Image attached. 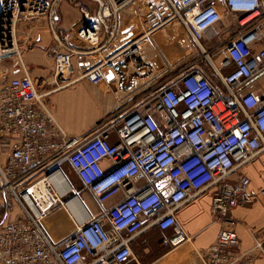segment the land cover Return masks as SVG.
<instances>
[{
	"label": "built area",
	"instance_id": "obj_1",
	"mask_svg": "<svg viewBox=\"0 0 264 264\" xmlns=\"http://www.w3.org/2000/svg\"><path fill=\"white\" fill-rule=\"evenodd\" d=\"M62 1L0 0V63L17 58L24 67L15 29L45 17L56 88L82 81L106 87L118 107L72 137L45 103L50 92L29 71L10 79L0 72L1 193L9 216L13 207L19 210L0 223V264H139L130 239L153 225L174 231L164 245L190 240L176 212L192 190L211 186L213 213L230 222V210L251 203L252 195L248 177L227 180L264 150V99L241 93L264 74V48L253 51L264 38L262 25L254 24L264 17V0H68L83 16L78 45L59 27ZM221 5L240 29L220 51L218 65L204 40L222 20ZM175 26L222 88L199 60L180 69L157 65L154 58L165 57L156 35ZM81 190L93 195L99 214L83 204ZM119 193L123 199L106 208ZM260 195L264 199V187ZM57 207L69 211L76 227L58 242L41 226ZM239 243L226 227L215 249ZM256 248L264 255V240Z\"/></svg>",
	"mask_w": 264,
	"mask_h": 264
},
{
	"label": "crops",
	"instance_id": "obj_2",
	"mask_svg": "<svg viewBox=\"0 0 264 264\" xmlns=\"http://www.w3.org/2000/svg\"><path fill=\"white\" fill-rule=\"evenodd\" d=\"M220 8L222 20L206 33L204 40L206 49L210 51L213 59L216 60L215 63L218 65L224 58L223 54L219 55L220 51L240 29L237 20L228 15L222 5ZM254 24L262 25L264 32V17L254 21ZM171 29H174V27H171ZM76 30L74 31V38H76ZM179 30L180 28L178 27ZM15 34L21 50L24 67L17 58L4 60L0 63L2 75L10 79L11 77L22 75L26 69L31 73L42 91L50 92L48 96L56 91H61L63 88L57 89L55 84L54 61L50 54L52 35L47 19L42 17L33 21L19 22L15 29ZM165 36V33L156 35V45L159 49H163L162 43H164L163 39ZM263 48L264 38L253 45V51L255 52ZM196 65L204 71L199 61ZM210 72L213 71L211 70ZM210 75H212L213 83L218 88H222L215 74L212 73ZM78 84L92 94L93 90L88 85L82 82H78ZM247 92H254L264 99V74L255 78L241 90V93ZM105 114L106 111L104 109L102 116ZM102 116L100 115L96 120L99 121ZM96 120L94 119L92 123L97 122ZM93 124L92 126L94 127L96 123ZM81 134L83 133L79 132L72 137ZM112 140L117 141L116 135H112ZM0 162H4L2 156L0 157ZM102 165L107 168L110 163L109 161H104ZM242 176L250 179L249 192L252 195V201L249 204L231 209L229 212L230 222H226L225 219L213 213L212 202L216 191L215 186L192 190L187 203L176 212L177 219L183 224L190 240L184 241L175 247L164 245L163 240L173 237L174 231L172 229L162 231L157 226L150 225L145 231L132 237L129 242V246L139 264H207L211 259H217V264H264V255L256 248L257 241L264 240V199L260 195V191L264 187V150L248 164L236 169L227 181L230 184H234ZM75 181L81 189L80 181L78 179H75ZM139 185L141 186L142 184ZM1 188L2 181L0 178V223L19 214V210L13 207L12 215H8L5 208V195L1 193ZM123 197V193L112 197L106 203V208H110L122 200ZM80 198L92 213L95 215L99 214V206L89 191L81 190ZM47 221L48 225L52 227L51 238L56 242L70 237L76 228L69 211L62 207L55 208L47 217ZM226 227L238 233L240 243L237 247L230 250L216 252L215 248L219 232Z\"/></svg>",
	"mask_w": 264,
	"mask_h": 264
},
{
	"label": "rangeland",
	"instance_id": "obj_3",
	"mask_svg": "<svg viewBox=\"0 0 264 264\" xmlns=\"http://www.w3.org/2000/svg\"><path fill=\"white\" fill-rule=\"evenodd\" d=\"M72 3L73 2L70 3L68 0L62 1L60 5L62 20L59 27L66 32L67 39L71 44L78 45L77 39L74 38V31L83 20V16L79 7ZM82 3H84V1H82ZM161 33H165L166 36L163 39L164 43H162L163 49L158 48V51H161L165 58H154L161 69L165 67V64H168L171 69L188 68L193 62L200 59V66L205 68L206 73L212 74L209 70V64L204 60L202 54L181 28L178 31V27H174V29L170 27L157 34ZM165 48L166 50H164ZM82 83L88 85V87L93 90L91 92L92 94L88 93L82 85L75 83L45 98L47 107L71 136L79 132L85 133L90 131L93 128L92 121L94 119L96 120L100 115L102 116L104 109L106 111L104 116H110L111 111L118 107V103H116L115 99L112 97L113 93L111 92V94L106 87H97L86 81H82ZM41 226L51 238L52 227L48 225L47 218L41 223Z\"/></svg>",
	"mask_w": 264,
	"mask_h": 264
},
{
	"label": "trees",
	"instance_id": "obj_4",
	"mask_svg": "<svg viewBox=\"0 0 264 264\" xmlns=\"http://www.w3.org/2000/svg\"><path fill=\"white\" fill-rule=\"evenodd\" d=\"M206 65H207V64H206ZM209 67H210V66H209ZM202 69L204 70L203 72H204V73L209 77V79L213 82L212 75L206 73V72H205V68L202 67ZM209 70H210V71L212 70L211 67H210ZM209 70H208V71H209ZM212 73H213V72H212ZM5 208L7 209V213H8V207L6 206ZM5 213H6V212H5Z\"/></svg>",
	"mask_w": 264,
	"mask_h": 264
}]
</instances>
